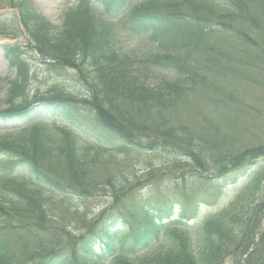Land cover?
Listing matches in <instances>:
<instances>
[{
	"label": "trees",
	"instance_id": "obj_1",
	"mask_svg": "<svg viewBox=\"0 0 264 264\" xmlns=\"http://www.w3.org/2000/svg\"><path fill=\"white\" fill-rule=\"evenodd\" d=\"M19 7L32 47L28 57L19 45L5 48L18 75L6 80L0 111L16 127L0 137V264H223L253 246L232 264H264V234L256 246L252 229L264 211V200L255 206L257 186L247 222L236 209L198 222L196 210L178 211L163 190L127 203L133 183L120 181L136 153L170 159L162 175L195 168L232 182L243 164L264 155L261 147L241 153L234 143L220 156L230 144L220 126L200 132L178 119L198 89L237 91L241 54L257 50L264 0H79L56 34L30 3ZM132 37L146 38L144 52L125 50ZM28 60L73 72L82 96L58 91L30 102ZM155 69L170 76L158 78ZM144 170L145 180L156 177L152 161ZM100 193L114 202L78 233L60 220L58 207L70 212L71 201ZM175 217L195 220L193 233Z\"/></svg>",
	"mask_w": 264,
	"mask_h": 264
},
{
	"label": "rangeland",
	"instance_id": "obj_2",
	"mask_svg": "<svg viewBox=\"0 0 264 264\" xmlns=\"http://www.w3.org/2000/svg\"><path fill=\"white\" fill-rule=\"evenodd\" d=\"M21 1L25 0H0V80L6 77L15 76V70L11 69L8 61L4 57L3 47L5 45L21 44L25 54L30 48L29 35L26 33L23 22L20 19L19 12L16 8ZM33 3L38 12L53 26L56 30L60 27L63 13L66 8L74 5L76 0H28ZM21 33V37L14 38L16 34ZM216 38L215 41H220ZM261 45H257V53H261L258 58L257 53H253V65L247 69V74L237 75V79L241 80L240 89L233 92V99L230 101L225 94L232 90L226 84L216 90H200L191 95L187 107L178 112V117L185 124H199L201 121H207L204 118L211 117L213 121L224 122L223 130L228 134L231 143H236V150L243 152L249 148L256 146L264 147V31L261 33ZM142 39L130 38L126 43L128 50H145ZM25 50V51H24ZM27 50V51H26ZM20 53V51H19ZM30 68L27 70V85L29 99L33 100L36 96H42L48 93L64 91L73 95H81L83 91L77 87L75 74L72 72H50L45 67L29 63ZM251 69V70H250ZM250 70V71H249ZM250 72V73H249ZM159 77H165L163 72L157 73ZM216 89V88H215ZM6 95L5 89H0V111L6 108L4 104ZM222 103L226 104L228 111L219 110ZM4 127L0 124V136H3ZM232 149V148H231ZM231 149L226 152L231 154ZM147 155L135 154L126 160L124 164V175L120 181L124 184L133 183V194L128 195L133 198L127 200L132 203L135 199H144L153 194H157L158 190L172 194L177 210L184 209L188 213L196 210L198 222L204 221L214 215H218L223 211L236 209L239 217L243 218L242 223L248 221L252 214L251 199L248 197L253 190H256L259 199L256 204H260L264 198V157L237 174L234 185H225L229 178H216V173L211 172V181L204 180L198 174L192 176L187 173L183 178L173 179V176L162 175L163 169L171 168L167 162H171L168 158L148 155L149 159H145ZM220 156H222L220 154ZM152 161L156 173V177L145 180L144 168ZM181 161V158L180 160ZM190 170V169H188ZM193 174V172H192ZM177 176L180 177V174ZM261 181V182H260ZM260 182V183H259ZM155 192V193H154ZM244 198L240 202L241 198ZM114 202L112 194L101 193L87 201H71V206L75 209L81 207V211L66 212L62 207H56L60 220L74 231L78 233L83 224L92 217L99 214L108 205ZM258 220V221H257ZM257 223L252 224L253 232L257 234L264 230V211L256 219ZM177 222V221H176ZM179 222V221H178ZM193 221L182 225V229L188 230L192 234ZM239 236V235H238ZM258 237V236H257ZM237 241V237L235 238ZM15 244L20 246L21 242L16 238ZM239 251L235 255L230 254L225 257L223 264H231L234 256H242ZM134 257H131L133 259ZM246 259V258H245ZM242 264H244L242 262Z\"/></svg>",
	"mask_w": 264,
	"mask_h": 264
}]
</instances>
